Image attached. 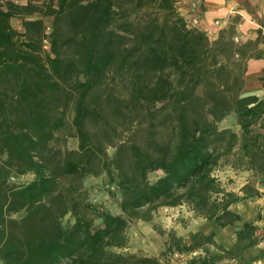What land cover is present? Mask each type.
Listing matches in <instances>:
<instances>
[{"label": "trees", "instance_id": "1", "mask_svg": "<svg viewBox=\"0 0 264 264\" xmlns=\"http://www.w3.org/2000/svg\"><path fill=\"white\" fill-rule=\"evenodd\" d=\"M178 2L0 0L1 264H173L175 253L242 264L257 247L262 213L248 219L232 205L264 197V97L242 94L248 60L264 48L235 41L231 27L211 39ZM228 117L238 129L221 125ZM61 134L77 148L57 147ZM223 161L251 172L242 195L214 175ZM104 173L118 213L86 198V180ZM182 204L233 228L232 244L156 226L167 236L160 256L113 249L128 246L132 221ZM256 251L251 262H264Z\"/></svg>", "mask_w": 264, "mask_h": 264}, {"label": "rangeland", "instance_id": "2", "mask_svg": "<svg viewBox=\"0 0 264 264\" xmlns=\"http://www.w3.org/2000/svg\"><path fill=\"white\" fill-rule=\"evenodd\" d=\"M17 2H27L28 0H15ZM39 2L42 0H38ZM12 25L15 28H18L21 25V18L15 17L11 20ZM46 23L48 26L52 24V18H47ZM22 27V26H21ZM235 41L240 40L236 39ZM250 79H252L250 77ZM253 86V79L250 81V85ZM221 125H230L236 129L238 126L233 118H226ZM121 129V128H120ZM62 138L57 147L76 149L78 146V140L74 137H65ZM122 138H127L126 135H123ZM114 152L113 147H108V153L112 155ZM214 175L220 179L223 185L227 190L235 191L236 193L242 195L243 192L241 188L252 178V174L247 170L233 169L227 162H221V164L214 170ZM163 173L162 171H155L150 173L149 177L152 181L156 180ZM113 175L116 176V171L113 170ZM33 178L32 174L25 176L17 177L12 175L11 181L13 183H24L30 181ZM256 186L261 191H264V184L257 183ZM86 198L97 204L98 206L108 208L113 213H118L119 207L118 202L119 198L117 197V186L116 182L112 183L108 175L101 174L99 176H92L86 180L84 185ZM232 209L240 212L245 218L254 219L258 213H262L264 217V197L258 198H249L241 201L238 204H233ZM24 215V212H20L16 217H21ZM66 221H73L72 218H69V215L66 216ZM260 230L257 232L256 239L258 241L257 249L264 248V220L259 222ZM159 227L164 230L174 229L178 235L184 236L188 239L192 234L198 230L205 231L209 233L214 231L218 233L217 240L220 243H227L231 245L234 240L233 228H218L213 222H208L202 217L195 215L194 211L190 210L186 204H182L176 207L160 206L157 210L154 211V218L151 222H146L144 220H134L131 222L129 228L127 229V235L129 237L128 246L124 249L113 248L116 251L122 252H135L142 254H151L160 256L161 250L164 248V242L167 239L166 235H161L155 227ZM256 248L252 249V252L246 257L242 264H264L263 261H254L251 262V259L258 254ZM190 255H180L178 253L173 254L169 260L173 264H187ZM166 261V260H164ZM1 264V263H0ZM230 264H240L237 260H233Z\"/></svg>", "mask_w": 264, "mask_h": 264}, {"label": "crops", "instance_id": "3", "mask_svg": "<svg viewBox=\"0 0 264 264\" xmlns=\"http://www.w3.org/2000/svg\"><path fill=\"white\" fill-rule=\"evenodd\" d=\"M177 6L188 25L197 27L211 39L231 27L242 43L259 41V46L264 48V0H179ZM21 28L20 25L18 29ZM263 75L264 57L250 58L242 94L255 93L263 98L264 87L260 79ZM250 77L253 86L248 85ZM194 233L188 242L193 240Z\"/></svg>", "mask_w": 264, "mask_h": 264}, {"label": "bare ground", "instance_id": "4", "mask_svg": "<svg viewBox=\"0 0 264 264\" xmlns=\"http://www.w3.org/2000/svg\"><path fill=\"white\" fill-rule=\"evenodd\" d=\"M250 81H251V79L250 78H248V85H250ZM227 229V228H226Z\"/></svg>", "mask_w": 264, "mask_h": 264}, {"label": "built area", "instance_id": "5", "mask_svg": "<svg viewBox=\"0 0 264 264\" xmlns=\"http://www.w3.org/2000/svg\"><path fill=\"white\" fill-rule=\"evenodd\" d=\"M237 39V38H236Z\"/></svg>", "mask_w": 264, "mask_h": 264}]
</instances>
